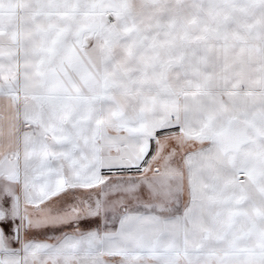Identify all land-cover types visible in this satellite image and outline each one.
I'll return each mask as SVG.
<instances>
[{
  "label": "snow or ice",
  "instance_id": "1",
  "mask_svg": "<svg viewBox=\"0 0 264 264\" xmlns=\"http://www.w3.org/2000/svg\"><path fill=\"white\" fill-rule=\"evenodd\" d=\"M0 264H264V0H0Z\"/></svg>",
  "mask_w": 264,
  "mask_h": 264
}]
</instances>
